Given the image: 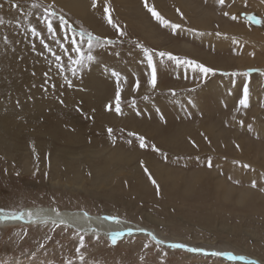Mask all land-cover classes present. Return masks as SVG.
<instances>
[{
  "label": "rangeland",
  "instance_id": "rangeland-1",
  "mask_svg": "<svg viewBox=\"0 0 264 264\" xmlns=\"http://www.w3.org/2000/svg\"><path fill=\"white\" fill-rule=\"evenodd\" d=\"M138 2L141 11L135 19L129 16L128 21L127 7L108 0L114 21L128 35L121 38L123 43L95 50L97 60L77 76L69 71V87L49 63L52 57L40 38L24 32L30 22L59 54V46L38 22L33 3L0 1V18L6 23L0 24V36L10 46L3 58L7 56L6 62L13 66L6 96L21 111L39 102L47 111L43 116L28 118L27 127L17 126L18 136L10 141L23 142L19 150L0 149V208L18 212L26 207L49 206L105 213L151 228L165 242L248 254L264 262V23H250L242 15L254 14L264 20V12L257 6L264 0H225L224 5L217 0H190L197 10L188 13L172 0H148L165 19L182 25L176 34L159 25L144 8V0ZM54 3L74 26L117 39L103 12L104 0H97L95 9L91 1L85 15ZM18 4L20 8L14 6ZM176 9L184 12L183 17ZM205 9L208 12L202 27L197 22ZM30 11L34 16H27ZM233 15L238 19L233 20ZM144 23L154 29L153 34H144ZM190 29L212 35L219 32L216 36L226 41L220 46L210 38L212 35H193ZM245 35L254 38L246 41ZM230 38L247 47L232 44ZM129 41L195 59L216 71L205 78L157 57V87L150 89V69L142 50ZM113 68L122 74V113L115 111L117 81L110 73ZM49 71L50 83L56 87L53 90L48 85V91H44L41 85L45 83L44 73ZM233 72L239 75L232 76ZM123 77H127L126 82ZM137 77L141 86L133 91ZM245 85L249 89L246 108L239 105ZM110 103L111 110L106 107ZM108 128L113 130L111 136ZM129 132L144 136L148 147L140 148ZM153 144L159 152L152 149ZM63 151L71 154L78 179L74 177L76 169L52 161L55 153ZM110 155H114L112 166L120 171L112 181L107 176L96 177L90 167L91 157L103 160ZM209 158L211 168L207 166ZM244 164L251 167L244 168ZM154 165L164 167L165 177H157ZM145 167L159 185V192ZM253 180L256 187H252ZM58 225L38 222L0 227V264H68L69 260L72 264H249L227 256L172 249L168 243L156 245L145 232L121 236L112 244L110 237ZM80 236L84 237V261L75 251Z\"/></svg>",
  "mask_w": 264,
  "mask_h": 264
},
{
  "label": "snow or ice",
  "instance_id": "snow-or-ice-1",
  "mask_svg": "<svg viewBox=\"0 0 264 264\" xmlns=\"http://www.w3.org/2000/svg\"><path fill=\"white\" fill-rule=\"evenodd\" d=\"M217 2L220 5H224L225 0H217ZM15 7H19V5H14ZM144 8L147 10L148 13L151 14V16L159 23V25L165 29H170L173 34L177 33L178 29L182 28L181 24L172 23L168 19H165L163 15H161L156 8L148 3V0H144L143 4ZM92 7L95 9L97 7V0H92ZM31 8L35 10V15L40 24H43L46 27L48 35L51 37L52 42L57 44L59 46L60 52L57 54V50L53 47H51L48 43H45L41 32L37 31V27L32 25L29 22V27L26 30L29 32L33 37L40 38L41 44H43L44 48L47 50V52L51 55L52 60L49 62L50 64H54L55 69L57 70V74L62 76L65 80L66 84L70 87L72 86V81L68 78L67 73L70 71L72 76H77L84 68L89 66L92 62L97 60V55H94V51L97 49H106L109 46L115 45L118 42L123 43V37H126L128 33L124 30H122V27L119 23L115 22L112 15H111V9L110 5L108 3V0H104V6H103V12L105 14V18L107 20V23L112 26L113 29L116 30L117 33V39H113L111 37L102 36L94 34L91 31H88L84 29L82 26H74L70 21L65 17V15L57 11L55 3L50 4H40V3H33L31 5ZM177 13L180 14L181 17H183V13L180 12L179 9H176ZM33 12H29L27 16H32ZM225 16H228L229 13L225 12ZM244 18L249 21L250 23L255 24H262L264 23V20L259 19L254 14L249 13H243L242 14ZM27 19V17H26ZM233 20L238 19L236 15L232 16ZM193 35H212L211 33H203V32H197L195 29H190ZM59 33V34H58ZM217 36L220 35L219 32L216 33ZM130 43H134L135 46L142 50L143 57L146 60V66L148 69H150L149 76L147 79V84L149 85L150 89H156L157 82H158V73H157V62L155 58H159L161 61L166 59L169 62H174L175 66L181 67L183 66L185 72H187L188 69H191L193 72L202 74L203 77H207L210 73H214L216 70L212 67L205 66L204 63L198 62L195 59L187 58V57H180L177 55H174L172 52L169 51H157L148 47H145L143 44H141L139 41H129ZM66 60V62H65ZM106 70L107 69L106 67ZM251 71V70H249ZM111 76L116 78L117 81V87L115 92V111L117 113H122V97L121 92L122 89L120 87V81L122 79V74L118 71H116L114 68L110 70ZM35 75V73H33ZM232 76L239 75V73L233 72L231 73ZM244 75H247L245 73ZM124 81H127V77H123ZM44 85H41L44 91H48V85L54 90L56 85L54 83H50L51 76L50 71L44 73ZM140 79L137 77L136 82L132 87L133 91H138L140 88ZM172 94L175 95V90H171ZM148 97L145 96L144 99H147ZM63 103V101H61ZM132 105L135 106V98L132 99ZM239 105L243 107H248L249 105V89L247 85L243 88V96L239 100ZM109 110H111L112 105L111 103L107 105ZM243 124V121L240 122ZM249 130H251V125L248 126ZM108 134L111 136L113 133V130L111 128L107 129ZM128 136L135 137L139 141V147L140 148H146L148 145L145 142V137L142 135H139L135 132H129ZM128 143H132V140H129ZM152 149L154 151L159 152L160 149L156 147L155 144L151 145ZM239 147V145H237ZM33 151H35V148L33 146ZM166 157V154H163ZM143 163V162H142ZM238 163V162H234ZM207 166L211 168L213 166L211 158L207 161ZM244 168H250L251 166L248 164L243 165ZM144 171L148 173V179L151 181L153 185L156 186L157 192H159V185L157 184L156 180L151 176V173L147 169V167L144 168ZM18 174V173H17ZM262 177H264V174H261ZM231 179V177H230ZM238 182V181H237ZM252 187H256V181H252ZM264 190V189H262ZM53 212H55L56 216L59 217L60 213L58 209H53ZM28 220L31 222L34 219L40 217L42 218V222L47 223L49 220L53 224H56L57 221L55 219H52L51 216L46 215L41 211L40 213L33 214L31 211L27 213ZM25 213L23 211L16 212V211H6L3 208H0V218L3 219H10V220H16V219H24ZM88 213H84V217H87ZM105 220L109 221H118L119 217L117 216H105ZM75 221L72 222L65 220L63 218L59 219V225H64L65 227H70ZM58 225V226H59ZM133 229L129 228L128 233L131 234ZM140 232H147L146 229L140 228L138 229ZM124 233L122 231L112 232L111 233V242L112 244H115L117 242V239L121 236H123ZM147 235L150 237L151 241H154L156 245H161L166 243L165 241L159 239L154 233L147 232ZM48 239H51V237H47ZM42 248L44 245H40ZM84 246V237H79V246L75 249L78 259L80 261L85 260V255L81 251V249ZM168 246L172 249H187L189 252L193 253H200L205 252L204 249L198 248V247H189L185 243H169ZM145 248L148 247V244L144 245ZM207 254V253H206ZM212 256L221 257V256H227L229 259L232 260H240L244 259L242 256H235L231 252H223V251H213L210 253ZM68 264H72V261L69 260Z\"/></svg>",
  "mask_w": 264,
  "mask_h": 264
},
{
  "label": "bare ground",
  "instance_id": "bare-ground-1",
  "mask_svg": "<svg viewBox=\"0 0 264 264\" xmlns=\"http://www.w3.org/2000/svg\"><path fill=\"white\" fill-rule=\"evenodd\" d=\"M1 1V0H0ZM29 3H34L36 0H28ZM49 2H57L59 5L70 9L72 11H74L75 13L78 14H82L85 15L86 12V8L88 7V5L90 4V2L92 0H48ZM117 4H120L122 7L126 6L128 9V13H127V17H128V21H130V17L132 18H136L137 14L139 13L140 7H139V2L138 0H115ZM175 3H177L178 5H180V7L184 8L185 10H187L186 12H190L189 10H194L196 9V7H192L190 4V0H172ZM211 1V0H210ZM257 1V0H256ZM258 1H262V0H258ZM215 2V1H214ZM3 3V2H2ZM4 4V3H3ZM9 5V4H8ZM7 5V6H8ZM11 5V4H10ZM9 5V6H10ZM19 5V4H18ZM20 6V5H19ZM258 7H261L263 12H264V3H259L257 4ZM5 7V6H4ZM198 7V6H197ZM20 8V7H19ZM18 8V9H19ZM3 9V8H1ZM26 9V8H25ZM24 9V10H25ZM118 9V8H117ZM11 10V9H10ZM14 10V9H13ZM21 10V9H20ZM18 10V11H20ZM197 10V9H196ZM9 11V10H8ZM10 12V11H9ZM13 12V11H12ZM33 12V11H32ZM165 13H169L170 12H166V10L164 9ZM193 12V11H192ZM195 12V11H194ZM201 12V11H200ZM208 10H204L203 13H199L202 14L201 18L198 20L197 23H200L203 26V24H206V20H205V13H207ZM1 13H3L1 11ZM15 13V12H14ZM17 13V11H16ZM25 13V12H24ZM184 13V12H183ZM8 14V13H5ZM4 14V15H5ZM10 14V13H9ZM26 14V13H25ZM35 14V13H34ZM186 14V13H185ZM184 14V15H185ZM198 14V13H197ZM196 14V15H197ZM198 14V16H199ZM3 15V14H2ZM0 15V16H2ZM15 15V14H14ZM18 15V14H17ZM195 15V16H196ZM34 16V15H33ZM130 16V17H129ZM3 17V16H2ZM5 17V16H4ZM18 17V16H17ZM20 17V16H19ZM193 17V16H192ZM7 18V17H6ZM12 18V17H11ZM178 18V17H177ZM191 18V17H190ZM22 19V18H21ZM133 19V21H134ZM138 20H135L137 23L141 22L140 18H137ZM176 19V18H175ZM14 21V19H12ZM28 20V19H27ZM36 20V18H35ZM195 20V19H194ZM193 20V21H194ZM18 21V20H17ZM192 22V20H191ZM195 21L192 22L193 24L196 23ZM208 22V21H207ZM8 23V22H7ZM18 23V22H17ZM0 24H6L5 22H3V19L0 18ZM11 24V23H10ZM36 24V23H33ZM143 25V24H141ZM15 26V25H14ZM28 26V25H27ZM134 26V25H132ZM137 26V25H136ZM135 26V27H136ZM208 26V25H207ZM12 27V26H11ZM16 27V26H15ZM12 27V28H15ZM18 27V26H17ZM138 27V26H137ZM136 27V28H137ZM194 27V26H193ZM197 27L201 28V26ZM19 28V27H18ZM24 28V27H23ZM196 28V27H195ZM5 29V28H4ZM16 29V28H15ZM198 29V28H197ZM12 31V29H9ZM44 30V29H43ZM7 31V30H6ZM5 31V32H6ZM141 31V30H140ZM204 31V30H203ZM16 32V31H13ZM24 32H26V29H24ZM142 32V31H141ZM143 32L144 34L149 35L154 33V29H152L151 27H147V25L144 23L143 25ZM12 33V32H11ZM29 33V32H26ZM191 33V32H190ZM4 34V33H3ZM45 34V33H44ZM160 34V33H159ZM212 34V33H211ZM27 35V34H26ZM3 36V35H2ZM14 36V35H13ZM7 38V37H6ZM11 38V37H10ZM210 38L213 39L214 42H216V44L221 46V43L223 44V42L226 41V38L224 40H222V38H218L216 35H212L210 36ZM228 38V37H227ZM244 38L246 39V41H251L254 37L252 35H245ZM204 39H207L204 37ZM203 39V41H204ZM12 42V40H11ZM211 42V41H210ZM230 42L233 44V42L235 43L234 45H238L241 46L242 49L245 47H247L244 42H239L236 41L235 39L230 38ZM215 44V45H216ZM224 45V44H223ZM226 45V44H225ZM32 46V45H31ZM184 46V45H183ZM219 46V47H220ZM10 46L5 45L4 42H2L1 36H0V149L2 150H6V151H11L13 148L16 150H19V148L24 145V143H20V144H16L13 141H10L15 135L18 136L17 126H24L27 127V121L28 118H34L37 115H45V113L47 112L46 110H44V105H42L41 102L32 105V107L26 111L23 110L21 111V109H19L18 107H15V105L10 104V99L9 96L7 95V89L6 85L9 84L10 81V73L13 71V66H9V64L6 62L7 61V56L6 58H3V54H5L4 52H7ZM185 47V46H184ZM17 48V47H16ZM239 48V47H238ZM20 49V48H18ZM24 52V51H23ZM13 53V52H12ZM22 53V52H20ZM16 54V53H15ZM19 55V54H18ZM29 57V56H28ZM13 58V57H12ZM17 58V57H16ZM9 60V59H8ZM11 60V59H10ZM16 61V60H15ZM21 61V60H19ZM31 61V60H30ZM27 62V61H26ZM39 62L41 64H44V60L43 59H39ZM18 64V62H17ZM37 65V64H36ZM8 67V68H7ZM32 67V66H31ZM39 67V65H38ZM17 68V67H16ZM44 68V67H43ZM45 69V68H44ZM16 71V70H15ZM19 71V70H18ZM42 71V70H41ZM13 76V75H12ZM39 76V75H38ZM31 77V76H30ZM14 78H16L14 76ZM24 78V77H23ZM27 78V77H25ZM39 79V78H38ZM17 80V79H16ZM33 80V79H32ZM23 82V81H22ZM216 82V81H215ZM213 82V84L215 83ZM220 83V82H219ZM13 84V83H12ZM24 84V83H23ZM211 85V84H210ZM212 86V85H211ZM216 86V85H215ZM214 86V87H215ZM213 87V86H212ZM11 88V87H10ZM16 88V87H15ZM218 88V87H217ZM221 88V87H220ZM220 88H218L220 90ZM12 89V88H11ZM28 89V88H27ZM7 90V91H6ZM214 90V89H213ZM218 91V90H217ZM10 92V91H9ZM22 93V92H21ZM222 93V92H220ZM13 96V95H12ZM16 100V99H15ZM25 100V99H24ZM16 103V101H15ZM26 112V114H25ZM44 112V114H43ZM47 114V113H46ZM39 117V116H38ZM32 121V120H31ZM38 121V118L37 120ZM40 121V120H39ZM30 122V121H29ZM36 123V122H35ZM41 123V122H40ZM39 123V124H40ZM46 123V122H43ZM48 125L50 124V122L47 123ZM31 126V125H30ZM28 125V127H30ZM38 127V126H37ZM35 128V127H34ZM20 129V128H19ZM22 129V128H21ZM32 130V129H31ZM16 131V132H15ZM38 131V129H37ZM41 131V130H40ZM39 131V132H40ZM39 136V135H37ZM20 137V136H19ZM24 137V136H23ZM26 137V136H25ZM169 139V138H168ZM18 141V140H17ZM20 142V141H19ZM171 142V141H170ZM173 143V142H172ZM171 144V143H170ZM180 144V143H179ZM166 145V144H165ZM177 145V144H176ZM178 146V145H177ZM173 147V146H172ZM175 147V146H174ZM176 148V147H175ZM11 155V154H10ZM71 154H69V152L63 151L62 154L59 153H55V156L52 157V161L53 162H61V164H59L58 166H68V168L70 169H76L74 171V177H77V179L80 177L76 165L71 161ZM114 162V155H110L107 156L106 158H104L103 160L100 159H93L92 157L90 158V167L94 172V175L96 177L98 176H107L108 178H110V180L112 181L113 178L120 172L118 170H116L113 166L112 163ZM28 164V163H27ZM26 167V166H25ZM24 167V168H25ZM57 167V166H56ZM153 167L158 169V173H157V177L162 178L165 177V175L167 174V171L164 169L163 166L160 165H154ZM27 169V168H26ZM57 169V168H56ZM29 170V169H28ZM82 178V176H81ZM95 178V177H94ZM100 178V177H99ZM106 179V178H105ZM71 184V183H70ZM101 184V183H100ZM76 185V184H75ZM53 209H58L60 216L57 217L55 212H53ZM21 211H23L25 213L24 219H16V220H10V219H3L0 218V227H5V226H12V225H18V224H24V225H29V224H36L38 222H42V218L38 217L36 219H34L33 221H29L28 220V215L27 213L29 211H31L34 215L37 213H40L41 211H43L44 214L49 215L52 217V219H55L57 221V223H59V219L63 218L65 220H68L70 222H72L73 220L75 221V223H73L71 225V227L74 228H79L84 232H87L89 235H99V236H107L111 238V233L112 232H117V231H122L123 233H125L123 236L125 235H130L128 233V229L131 228L133 229L134 232H140L138 231V229L140 228H144L147 230V232H152L154 233L156 236H159L155 231H153L151 228L145 227L143 225H139V224H133L130 223L129 221H126L125 219L119 218L118 221H109V220H105L104 217L105 216H111L108 214H90L85 210H78V209H59L57 207H49V206H40V207H26L24 209H22ZM18 211V212H21ZM87 212L88 216L84 217V213ZM48 222H51V220H49ZM147 232H145L147 234ZM131 234H136V233H131ZM173 242H177V243H185V242H180V241H174V240H170V243ZM187 244L189 247H198V246H194V245H190L188 243ZM200 248V247H198ZM205 252H213V251H221V250H215V249H205ZM185 250V249H184ZM187 250V249H186ZM188 251V250H187ZM202 253V252H201ZM199 254V253H198ZM235 256H242L244 257V259H240V262H245V263H254V264H264V262H262L261 260H259L258 258L254 257V256H249L247 255H241V254H235L234 252L232 253ZM202 255H206V253H203ZM210 255V254H207ZM225 257V256H224ZM228 259V258H227Z\"/></svg>",
  "mask_w": 264,
  "mask_h": 264
},
{
  "label": "water",
  "instance_id": "water-1",
  "mask_svg": "<svg viewBox=\"0 0 264 264\" xmlns=\"http://www.w3.org/2000/svg\"><path fill=\"white\" fill-rule=\"evenodd\" d=\"M79 229V228H78ZM133 233H138V232H134V231H132ZM166 243H170V242H166ZM201 253V252H200ZM202 253H207V254H210L209 252H202Z\"/></svg>",
  "mask_w": 264,
  "mask_h": 264
}]
</instances>
